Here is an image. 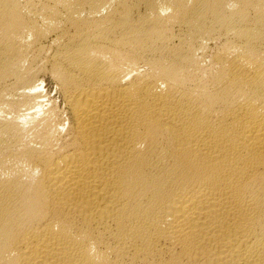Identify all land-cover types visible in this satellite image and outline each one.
Returning a JSON list of instances; mask_svg holds the SVG:
<instances>
[{"label":"bare ground","instance_id":"bare-ground-1","mask_svg":"<svg viewBox=\"0 0 264 264\" xmlns=\"http://www.w3.org/2000/svg\"><path fill=\"white\" fill-rule=\"evenodd\" d=\"M0 264H264V0H0Z\"/></svg>","mask_w":264,"mask_h":264},{"label":"rangeland","instance_id":"rangeland-1","mask_svg":"<svg viewBox=\"0 0 264 264\" xmlns=\"http://www.w3.org/2000/svg\"><path fill=\"white\" fill-rule=\"evenodd\" d=\"M46 83H47V85H48V89H49V91L51 92V90L53 89V84H51L50 81L48 82V80L46 81ZM52 92H53V90H52ZM52 92H51V93H52Z\"/></svg>","mask_w":264,"mask_h":264}]
</instances>
